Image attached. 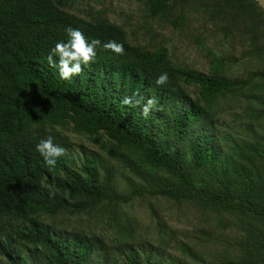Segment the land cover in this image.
I'll return each instance as SVG.
<instances>
[{
	"label": "trees",
	"instance_id": "obj_1",
	"mask_svg": "<svg viewBox=\"0 0 264 264\" xmlns=\"http://www.w3.org/2000/svg\"><path fill=\"white\" fill-rule=\"evenodd\" d=\"M190 2L208 6L212 16L223 22L225 33L238 34L255 55L264 53V8L257 0H149V8L158 13L168 4ZM60 4L0 0V254L11 264H91L99 252L98 238L67 232L41 218L61 210L80 211L115 195L112 168L101 173L93 154H86L79 166L66 153L55 168L45 166L35 147L46 138L42 127L65 121L90 134L102 130L117 143L140 150L147 163L175 176L189 197L201 194L264 217L262 172L254 165L253 173L222 154L209 110L218 94L236 90L244 80L219 73L218 58L212 72L175 64L165 48L149 50L132 43L121 25L108 19L87 20ZM68 26L81 30L89 42L121 43L124 52L118 55L98 47L95 61L82 66L79 75L61 79L47 56L57 42L67 41ZM163 73L168 75L167 83L156 85ZM254 75L264 77V68ZM125 97L132 103L123 104ZM153 97L156 104L145 116L143 106ZM255 100L264 104L263 97ZM263 113L261 109L255 115ZM54 142L63 148L68 145L64 138ZM261 142L264 136L244 147L261 154ZM234 146L245 158L244 147ZM201 168L211 173L221 170L224 175L231 168L237 192L194 184L193 175ZM164 191L180 193L173 188ZM259 242L264 244V235ZM26 249L31 263L23 254ZM260 260L255 257L239 264ZM126 264L154 263L149 255L130 249Z\"/></svg>",
	"mask_w": 264,
	"mask_h": 264
},
{
	"label": "rangeland",
	"instance_id": "obj_2",
	"mask_svg": "<svg viewBox=\"0 0 264 264\" xmlns=\"http://www.w3.org/2000/svg\"><path fill=\"white\" fill-rule=\"evenodd\" d=\"M55 1L87 20L108 19L121 25L129 40L143 48H165L175 64L212 72L214 60L220 59L217 71L244 83L218 94L210 106L218 144L223 155L235 158L253 173V166H258L264 179V143L261 154L244 147L264 136V113L255 115L264 109V104L255 100V96L264 98V77L254 75L264 68V53L255 55L238 34L225 33L223 22L204 4H168L152 13L149 0ZM42 130L46 137L66 140L64 153L76 166L86 154H93L101 173L112 168L114 198L80 211L41 215L59 229L98 238L101 247L91 264H126L130 249L149 255L154 264H239L255 257L264 264V244L259 242L264 235V217L218 204L201 194L189 197L175 176L150 165L140 150L117 143L102 130L90 134L71 121L45 125ZM234 144L244 147L245 158ZM234 176L231 168L225 175L221 170L211 173L201 168L193 175V183L218 192H237ZM168 188L180 193L165 192ZM28 252L26 249L23 254L31 263ZM0 264L11 263L0 254Z\"/></svg>",
	"mask_w": 264,
	"mask_h": 264
},
{
	"label": "clouds",
	"instance_id": "obj_3",
	"mask_svg": "<svg viewBox=\"0 0 264 264\" xmlns=\"http://www.w3.org/2000/svg\"><path fill=\"white\" fill-rule=\"evenodd\" d=\"M67 41H60L50 50L47 56V63L50 67L57 68L61 79L67 80L73 75H79L83 71L82 66H87L95 61L98 47H103L105 50H110L118 55L124 52V46L116 41H109L101 44L99 39H92L90 42L85 37L84 33L78 28L68 26L65 29ZM54 57L58 58L54 59ZM168 75L163 73L156 80V85H164L167 83ZM123 104H130V97H125ZM156 104V99L149 98L143 106V114L146 116L150 109ZM36 151L43 157L44 164L49 169L55 168L57 159L62 156L65 149L54 142V137L48 135L42 138L36 144ZM51 196H55V192H50Z\"/></svg>",
	"mask_w": 264,
	"mask_h": 264
},
{
	"label": "water",
	"instance_id": "obj_4",
	"mask_svg": "<svg viewBox=\"0 0 264 264\" xmlns=\"http://www.w3.org/2000/svg\"><path fill=\"white\" fill-rule=\"evenodd\" d=\"M259 2V4L261 5V7L264 8V0H257Z\"/></svg>",
	"mask_w": 264,
	"mask_h": 264
}]
</instances>
